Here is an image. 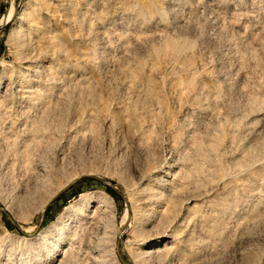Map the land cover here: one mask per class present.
<instances>
[{"label": "rangeland", "instance_id": "1", "mask_svg": "<svg viewBox=\"0 0 264 264\" xmlns=\"http://www.w3.org/2000/svg\"><path fill=\"white\" fill-rule=\"evenodd\" d=\"M0 264H264V0H0Z\"/></svg>", "mask_w": 264, "mask_h": 264}, {"label": "bare ground", "instance_id": "2", "mask_svg": "<svg viewBox=\"0 0 264 264\" xmlns=\"http://www.w3.org/2000/svg\"><path fill=\"white\" fill-rule=\"evenodd\" d=\"M14 13H15V7L13 6L11 8V11H10V14H9V17H8V20L7 21L8 23L11 22V21H14ZM28 13V12H27ZM26 12H24L23 14H27ZM20 19H23V17H20ZM34 20V19H33ZM38 25V24H37ZM13 31V29H12ZM17 32V31H16ZM19 32V31H18ZM12 33V32H11ZM19 34V33H18ZM19 37V36H18ZM12 39V38H11ZM80 198H81V203H80V207H79V212L81 215H84V217H87L88 213H87V210H89V208H91V206L93 205V203L95 202V195H94V192H85V193H82L80 195ZM101 198V197H100ZM99 198V199H100ZM98 208H102V207H109V201L107 199H105V197H103L102 199L99 200V203H98ZM93 216V215H92ZM127 217H125L124 221L127 220ZM64 222V221H63ZM124 223V222H123ZM53 226L56 228V229H59L62 231L59 232L60 235H63L65 233V229H66V223H61L60 225H55V223L53 224ZM63 227V228H60V227ZM166 233L164 232V235ZM158 240V239H157ZM156 242V241H155ZM141 249V248H140ZM141 253L139 254L140 256H143V257H151V252L149 251H144L141 249Z\"/></svg>", "mask_w": 264, "mask_h": 264}, {"label": "water", "instance_id": "3", "mask_svg": "<svg viewBox=\"0 0 264 264\" xmlns=\"http://www.w3.org/2000/svg\"><path fill=\"white\" fill-rule=\"evenodd\" d=\"M71 186H72V184L69 185V186H67L66 188H64V189H63V190H62L57 196H55V197L53 198L52 201H55L61 193H63L64 191L68 190ZM121 259H122V258H121ZM122 260H123V259H122ZM123 262H124V261H123Z\"/></svg>", "mask_w": 264, "mask_h": 264}]
</instances>
